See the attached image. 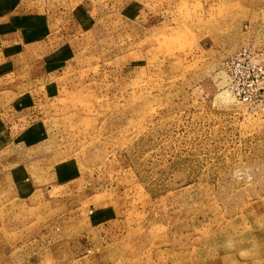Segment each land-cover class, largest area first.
<instances>
[{"label": "rangeland", "instance_id": "obj_1", "mask_svg": "<svg viewBox=\"0 0 264 264\" xmlns=\"http://www.w3.org/2000/svg\"><path fill=\"white\" fill-rule=\"evenodd\" d=\"M67 1L59 57L6 122L43 167L29 247L42 264H264V92L242 103L229 75L242 59L264 86V0Z\"/></svg>", "mask_w": 264, "mask_h": 264}, {"label": "crops", "instance_id": "obj_2", "mask_svg": "<svg viewBox=\"0 0 264 264\" xmlns=\"http://www.w3.org/2000/svg\"><path fill=\"white\" fill-rule=\"evenodd\" d=\"M59 7L57 0H0V264L43 263L44 251L28 245V232L41 227L30 224L28 215L43 209L36 188L43 167L18 141L23 133L13 136L6 122L10 126L18 108L31 102L28 88H37L38 78L33 71H44L47 57H59L65 37L56 22Z\"/></svg>", "mask_w": 264, "mask_h": 264}, {"label": "built area", "instance_id": "obj_3", "mask_svg": "<svg viewBox=\"0 0 264 264\" xmlns=\"http://www.w3.org/2000/svg\"><path fill=\"white\" fill-rule=\"evenodd\" d=\"M260 74L259 66L242 61V59L235 61L229 75L236 99L242 103H251L264 92Z\"/></svg>", "mask_w": 264, "mask_h": 264}]
</instances>
